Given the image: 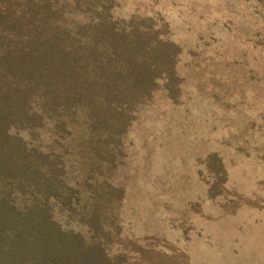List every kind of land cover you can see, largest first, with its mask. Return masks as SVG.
Masks as SVG:
<instances>
[{"label":"rangeland","instance_id":"1","mask_svg":"<svg viewBox=\"0 0 264 264\" xmlns=\"http://www.w3.org/2000/svg\"><path fill=\"white\" fill-rule=\"evenodd\" d=\"M5 1L17 12L39 9ZM43 2L64 27L110 6L114 19L158 34L176 52L175 93L162 83L136 104L114 165L98 161L93 181L118 189L99 231L109 235L101 237L106 251L123 264H264V20L256 0ZM10 131L67 161L81 143L78 128L54 120ZM84 183L77 187L89 189ZM52 213L84 239L99 237Z\"/></svg>","mask_w":264,"mask_h":264},{"label":"trees","instance_id":"2","mask_svg":"<svg viewBox=\"0 0 264 264\" xmlns=\"http://www.w3.org/2000/svg\"><path fill=\"white\" fill-rule=\"evenodd\" d=\"M25 1L39 9L17 12L0 0V264H123L99 233L118 189L93 178L103 156L99 165H114L136 104L162 83L175 93L176 52L158 34L114 19L110 6L64 27L44 0ZM256 3L264 20V0ZM47 119L78 128L75 158L30 149L10 131ZM83 181L89 189L77 187ZM54 209L99 237L65 228Z\"/></svg>","mask_w":264,"mask_h":264},{"label":"bare ground","instance_id":"3","mask_svg":"<svg viewBox=\"0 0 264 264\" xmlns=\"http://www.w3.org/2000/svg\"><path fill=\"white\" fill-rule=\"evenodd\" d=\"M249 197H251V196H249ZM255 200V199H254ZM246 209V208H245ZM220 216V215H219ZM243 216V215H242ZM210 217V216H209ZM247 218V217H246ZM210 219V218H209ZM209 219H208V221H209ZM239 223H240V221H239ZM244 228H245V226H244ZM239 229V228H238ZM219 234V233H218ZM241 234V233H240ZM242 235V234H241ZM217 236H219V235H217ZM245 239H247V237L245 238ZM231 243H233V242H231ZM232 249V248H231ZM230 249V250H231Z\"/></svg>","mask_w":264,"mask_h":264}]
</instances>
